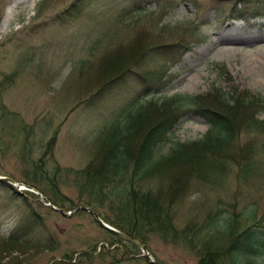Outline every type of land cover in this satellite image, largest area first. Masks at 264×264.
<instances>
[{
  "label": "rangeland",
  "instance_id": "rangeland-1",
  "mask_svg": "<svg viewBox=\"0 0 264 264\" xmlns=\"http://www.w3.org/2000/svg\"><path fill=\"white\" fill-rule=\"evenodd\" d=\"M74 2L0 0V97L11 112L10 117L16 113L20 119L16 122L33 128L31 139L34 141L33 158L22 160L19 157L21 135L0 133V173L25 182L36 172H47L59 181L60 194L50 183L41 182V178L38 184L47 197L64 206L65 212L70 205L77 207L83 202L76 177L94 157L92 152L100 145L106 119L143 89L132 77L124 87L107 93L103 100H95L93 95L105 77L106 50L120 60L141 54L147 47L154 50L165 42H178L175 48L186 46L188 53L169 69L171 81L156 97L200 96L198 107L213 112L221 109L218 97L222 93L231 98L246 93L264 101V26L258 25L263 19L256 20L255 26L249 25L252 20H237L236 14L226 11L231 0H165L146 12L125 15L118 32H113L97 47L93 43L108 33L113 22L111 17L117 13L114 15L108 10V14H102L98 0H85L80 12L72 16ZM112 2L106 0V8L110 9ZM143 56L144 61L133 70L161 66L159 62L154 63L152 56ZM193 110L181 117L169 132V140L160 144V155L168 154L174 144L197 141L207 134L209 125L200 115L202 112ZM258 110L257 116L254 111V118L264 120V110ZM263 127L256 126L253 132L234 131L233 144L243 151L246 146L252 147L250 152L256 158L247 176L239 182L237 167L232 163L221 164L223 176L220 178H205L198 173L189 184L188 193L185 188L179 192L182 196L178 197L180 221L190 212L202 213L217 203L233 204L234 197H240V207L249 203L258 206L259 216L264 213ZM57 129V140L49 149V141ZM38 161L42 163L41 168L35 166ZM200 178L203 183L195 181ZM161 180L163 185L168 182ZM150 183L153 185L150 187H158ZM35 198L24 199L0 190V234H8L19 226L23 216L28 222L26 214L31 213L33 218L27 224L35 229L31 236L36 240L23 246L20 253L14 251L17 245L0 241V264H51L67 255L77 257L95 244L99 248L110 247V235L89 213L77 211L65 216L49 211L43 201ZM90 206L98 213L111 214L108 202ZM29 228L25 226L24 230ZM116 246L120 249L112 246L109 255L87 264H149L128 243L118 242ZM150 248L165 264L197 263L194 251L157 236L151 237ZM122 249L129 255H122ZM129 256L134 257L113 262L115 257Z\"/></svg>",
  "mask_w": 264,
  "mask_h": 264
},
{
  "label": "trees",
  "instance_id": "trees-1",
  "mask_svg": "<svg viewBox=\"0 0 264 264\" xmlns=\"http://www.w3.org/2000/svg\"><path fill=\"white\" fill-rule=\"evenodd\" d=\"M98 1L102 14H108L106 11L110 10L117 15L111 17L113 22L111 21L110 30L95 40L94 47L103 44L113 32H118L125 15L145 12L146 6L159 5L165 0H113L110 9L106 8V0ZM84 2L85 0H76L71 5L72 16L80 12ZM226 11L247 21L264 20V0H231ZM176 43L178 42H165L154 50L147 47L141 54L125 56L120 60L117 59L118 56L106 50L103 58V61H107L105 77L93 95L95 100H103L107 93L124 87L132 77L143 87L137 97H146L162 91L171 81L167 74L169 68L181 61V55L186 48H175ZM144 54L152 56L154 63L159 62L161 66L155 69L133 70L134 66L144 61ZM147 60L148 58L145 63ZM218 98L221 103L219 112L198 107L200 96L175 95L162 100L151 97L137 106L135 103L139 99H134L130 108L115 113L103 125L100 145L92 152L94 157L79 170V176L76 177L77 185L84 184L91 193L80 195V201L87 205L108 202L111 214H103L104 220L146 244L150 251L151 237L157 236L163 241L194 251L198 256L196 264H264V213L258 218L257 208L246 206L239 209L240 197H234L233 204H216L197 214L190 212L183 226L178 225V197H182L180 195L183 188L185 193H188L189 184L194 182L198 173L203 174L205 178H220L223 176L221 164L232 163L237 167L240 182L247 176V171L253 169L256 158L250 152L252 147L246 146L245 151L237 148L233 144L234 131L242 133L246 129L247 132H253L256 126L264 125V120L254 118L255 110L256 116L258 108L264 110L263 98L246 93L239 94L236 98L222 93ZM197 109L209 124L207 134L197 141L174 144L168 154L160 155V144L169 140L168 134L180 118L189 110L196 112ZM10 114L6 104L0 100V133L15 132V137L16 134L21 135L22 149L19 157L22 160H30L34 152V141L31 139L33 128L26 123L16 122L20 121L16 113L13 117H10ZM147 118L150 122H146ZM56 139L57 131L49 141V149ZM35 166L41 168L42 163L38 161ZM40 178L41 182L50 183L52 189L60 194L59 181L50 177L47 172H36L25 182L41 189L38 184ZM160 180L163 183L168 182L163 185ZM195 181L203 183L202 178ZM150 182L158 187H150L153 186ZM2 188L24 199L27 196L36 197L28 191L18 192L5 181H0V189ZM41 190L47 196L45 191ZM49 199L54 205L64 207ZM73 207L74 205H70L68 210ZM46 208L58 213L50 207ZM26 218L28 222L23 219L22 225L8 236L0 235V241L6 245L30 244L31 239H34L31 233L34 234L35 231L29 228L27 223L31 222L33 216L27 213ZM25 226L29 228L28 231L24 230ZM107 233L111 237L110 247L101 245L99 250L95 244L91 250H83L77 257L67 255L53 264H87L98 257L109 255L111 247L116 243H125L114 233ZM128 247L137 254L140 253L137 246L129 244ZM115 249L120 247L116 246ZM122 250V255H129L125 249ZM132 257H115L113 262L129 260Z\"/></svg>",
  "mask_w": 264,
  "mask_h": 264
},
{
  "label": "water",
  "instance_id": "water-1",
  "mask_svg": "<svg viewBox=\"0 0 264 264\" xmlns=\"http://www.w3.org/2000/svg\"><path fill=\"white\" fill-rule=\"evenodd\" d=\"M0 179H5V180L11 182V183L14 184V185H21V186L24 185L23 183H18V182L14 181V180H12V179H10V178H6V177H1V176H0ZM26 187H27V189L36 192V194H38L39 197H42L44 200H47L46 197H44L39 191L33 189L30 185H26ZM82 208L85 209V210H87L88 212H90V213L94 216L95 220H96V221H97L102 227H104V228H106L107 230H109V231H111V232L117 234L118 236H120V237L123 238L124 240H126V241H128V242H130V243H132V244H134V245H136V246H138V247L142 250V255L145 256V258L147 259V261H148L150 264H162V263L156 261V260L150 255L149 251L147 250L146 246H145L143 243H141V242L138 241L137 239L131 237L130 235H128V234H126V233H124V232H122V231L116 229L115 227H113V226L107 224L104 220H102V218L98 215V213L95 212L94 210H92L91 208H89V207H82ZM70 214H72V212H68V213H66V215H70Z\"/></svg>",
  "mask_w": 264,
  "mask_h": 264
},
{
  "label": "bare ground",
  "instance_id": "bare-ground-1",
  "mask_svg": "<svg viewBox=\"0 0 264 264\" xmlns=\"http://www.w3.org/2000/svg\"><path fill=\"white\" fill-rule=\"evenodd\" d=\"M17 3V1H15L14 2V4H16ZM82 183V182H81ZM80 183V184H81ZM79 187V190H80V195H90L91 193H90V191L89 190H87L86 188H85V186H84V184H81L80 186H78ZM247 205H250L249 203L248 204H246V206ZM189 216V214L187 215V217ZM186 217V218H187ZM187 219H185L184 221H180V219L178 218V225L179 226H183V224L185 223V221H186ZM32 241H31V244L32 243H34V241H36V240H34V239H31ZM12 248H14V247H12ZM22 248H23V246H17L16 248H14V251L15 252H17V253H20V252H22ZM29 248V247H28ZM19 251V252H18ZM8 264V263H7Z\"/></svg>",
  "mask_w": 264,
  "mask_h": 264
}]
</instances>
